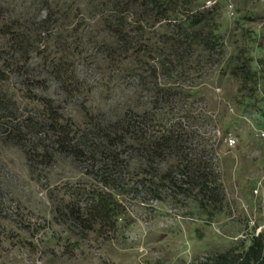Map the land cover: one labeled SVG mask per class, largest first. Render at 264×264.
I'll return each instance as SVG.
<instances>
[{"label": "rangeland", "instance_id": "rangeland-1", "mask_svg": "<svg viewBox=\"0 0 264 264\" xmlns=\"http://www.w3.org/2000/svg\"><path fill=\"white\" fill-rule=\"evenodd\" d=\"M50 1L59 13H77L72 24L79 29L67 41L72 48L82 44L69 58L79 89L63 90L51 68L33 56L31 74L46 80V88L34 93L50 99L80 131L94 132L87 124L144 108L142 88L113 79L103 61L101 44L113 37L102 18L113 12L114 0ZM4 2L10 5L3 22L18 16L14 12L32 13L31 0ZM200 2L217 6L223 49L220 56L203 54L182 79L169 82L181 95L157 118L184 133L180 150L173 145L164 160H146L137 153L143 141L126 139L116 148L125 171L115 163L105 169L102 154L95 161L56 154L45 165L33 155L47 145L44 133L20 141L0 127V264H200L264 244V0ZM237 62L250 67L245 82L234 73ZM21 81L13 76L6 86L19 94ZM19 106L24 115L36 111L27 101ZM230 138L234 147L227 145ZM196 159L209 164L200 163L210 173L204 194L187 183ZM106 192L114 201L108 218L92 221L82 214L87 200Z\"/></svg>", "mask_w": 264, "mask_h": 264}, {"label": "trees", "instance_id": "trees-1", "mask_svg": "<svg viewBox=\"0 0 264 264\" xmlns=\"http://www.w3.org/2000/svg\"><path fill=\"white\" fill-rule=\"evenodd\" d=\"M4 1L0 0V127L5 128L4 135L14 132L18 140L26 141L28 135L44 133L47 145L40 152L35 149L33 155L41 158L40 162L45 165H51L56 154L90 161L102 154L105 169L115 163L121 171L128 165L118 156L116 148L124 146L126 139L143 141L137 153L146 160L152 157L164 160L173 145L176 149L182 148L184 133L168 128L157 114L164 112L167 104L181 95L179 87H172L170 81L182 79L185 71L194 69L203 54L204 58L221 55L223 45L216 27V5L206 7L200 0H114L113 12L102 18L105 31L113 37L111 44H101L103 61L108 64L113 79L135 81L137 88L145 92L147 103L141 110H125L106 124H87L94 130L90 132L89 129H73L50 99L37 96L35 90L46 88V80L31 74L33 56H39L51 68L50 74L63 90L79 89L77 70L69 58L75 56L74 50L82 44L78 42L72 48L67 41L68 33L79 29L72 24L77 13L74 16L71 11L59 13L50 0H31L28 7L32 9L31 14L30 11L27 14L14 12L18 16L3 22L10 5ZM134 15H139L137 20H133ZM101 48H98L100 52ZM121 55L124 56L121 58ZM209 61L217 63L219 60L211 57ZM234 73L245 82L250 67L238 63ZM13 76L22 77L23 88L18 90L19 94L6 86ZM195 94L192 92L191 96ZM24 101L33 104L36 111L24 115L19 106ZM150 129L153 133L147 135ZM99 146L103 147L100 151ZM196 161L198 164L194 163L186 171L187 183L204 194L210 173L202 171L200 163H205L206 167L209 164L200 159ZM104 184L107 191L113 190V184ZM110 195L101 193L87 200L82 214L92 221L103 222L109 217L114 202ZM200 264H264V244L255 242L244 255L229 251Z\"/></svg>", "mask_w": 264, "mask_h": 264}, {"label": "built area", "instance_id": "built-area-1", "mask_svg": "<svg viewBox=\"0 0 264 264\" xmlns=\"http://www.w3.org/2000/svg\"><path fill=\"white\" fill-rule=\"evenodd\" d=\"M234 144H235V139L234 138H230L227 140V145L229 147H234Z\"/></svg>", "mask_w": 264, "mask_h": 264}]
</instances>
